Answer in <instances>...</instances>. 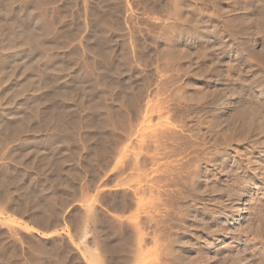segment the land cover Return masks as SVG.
Returning a JSON list of instances; mask_svg holds the SVG:
<instances>
[{
  "label": "rangeland",
  "instance_id": "1",
  "mask_svg": "<svg viewBox=\"0 0 264 264\" xmlns=\"http://www.w3.org/2000/svg\"><path fill=\"white\" fill-rule=\"evenodd\" d=\"M0 264H264V0H0Z\"/></svg>",
  "mask_w": 264,
  "mask_h": 264
},
{
  "label": "bare ground",
  "instance_id": "2",
  "mask_svg": "<svg viewBox=\"0 0 264 264\" xmlns=\"http://www.w3.org/2000/svg\"><path fill=\"white\" fill-rule=\"evenodd\" d=\"M60 123H61V122H60ZM20 206H21V205H20ZM22 207H23V206H22ZM20 209H21V208H20ZM23 209H24V208H23ZM25 209H27V208H25ZM45 213H46V212H45ZM43 215H44V214H43ZM49 215H50V214H49ZM38 218H39V217H38ZM44 218H45V217H44ZM40 220H41V219H40ZM43 221H44V220H43ZM43 224H44V223H43ZM44 225H46V224H44ZM51 240H52V239H51ZM53 241H54V240H53ZM49 243H50V242H49ZM53 243H54V242H53ZM42 245H43V244H42ZM49 245H50V244H49ZM49 248H50V247H49ZM53 248H55V247H53ZM53 248H52V249H53ZM45 249H46L45 252H46L47 250H49V249H47V248H45ZM50 250H51V249H50ZM56 250H57V249H56ZM42 251H43V250H42ZM51 251H52V250H51ZM51 251L48 252L49 254L51 253V254L49 255L50 257H51V255H52V252H51ZM58 251H59V250H58ZM54 252H55V251H54ZM55 253L57 254V251H56ZM45 254H46V253H45ZM58 255H59V254H58ZM56 256H57V255H56ZM56 256H55V257H56ZM53 257H54V256H53ZM56 258H57V257H56ZM50 259H51V258H50ZM48 260H49V258H48ZM52 260H53V259H52ZM50 261H51V260H50ZM55 261H56V260H55ZM56 262H57V261H56Z\"/></svg>",
  "mask_w": 264,
  "mask_h": 264
}]
</instances>
